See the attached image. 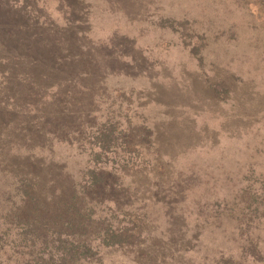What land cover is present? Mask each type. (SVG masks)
<instances>
[{"label":"rangeland","instance_id":"1","mask_svg":"<svg viewBox=\"0 0 264 264\" xmlns=\"http://www.w3.org/2000/svg\"><path fill=\"white\" fill-rule=\"evenodd\" d=\"M65 240L264 264V0H0V264Z\"/></svg>","mask_w":264,"mask_h":264},{"label":"trees","instance_id":"2","mask_svg":"<svg viewBox=\"0 0 264 264\" xmlns=\"http://www.w3.org/2000/svg\"><path fill=\"white\" fill-rule=\"evenodd\" d=\"M100 179L101 178L95 176L94 183L92 185L93 189H97L98 180ZM24 228H26V226ZM24 232L27 234L26 230ZM102 237L105 244H108L109 242L105 238H109L111 239L110 243L123 245L126 242L124 239H127L128 235L126 229L117 228L115 230L105 229L102 233ZM77 242L78 241L65 240V246L59 245L60 243L53 244L52 246L42 244V248L38 251V253H40V257L37 256L38 258H31L29 256L31 259L30 262L32 264H86V262L91 258V256H85L87 255V252H90L93 256L95 252L92 253L93 248L90 245ZM104 243L102 242L101 244L105 245ZM34 244L35 242H33L29 247L33 249ZM48 260L49 262H47Z\"/></svg>","mask_w":264,"mask_h":264}]
</instances>
